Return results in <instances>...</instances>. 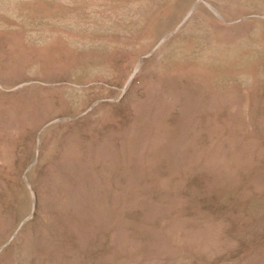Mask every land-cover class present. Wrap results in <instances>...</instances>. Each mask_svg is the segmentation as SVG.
<instances>
[{
    "label": "rangeland",
    "instance_id": "obj_1",
    "mask_svg": "<svg viewBox=\"0 0 264 264\" xmlns=\"http://www.w3.org/2000/svg\"><path fill=\"white\" fill-rule=\"evenodd\" d=\"M0 264H264V0H0Z\"/></svg>",
    "mask_w": 264,
    "mask_h": 264
},
{
    "label": "bare ground",
    "instance_id": "obj_2",
    "mask_svg": "<svg viewBox=\"0 0 264 264\" xmlns=\"http://www.w3.org/2000/svg\"><path fill=\"white\" fill-rule=\"evenodd\" d=\"M55 36H56V35H55ZM61 36H62V35H61ZM63 36H64V35H63ZM77 37H78V36H76V38H75V37H74V38L77 39ZM195 38H196V37H195ZM52 39H53V38H52ZM64 39H65V37H64ZM79 39L81 40V38H79ZM79 39H77V40H79ZM58 40H59V39H58ZM60 40H61V39H60ZM66 40H67V39H65V41H66ZM77 40H76V41H77ZM52 42H53V41H52ZM61 43H62V42H61ZM61 43H60V44H61ZM76 43H79V41H77ZM76 43H75V44H76ZM186 43H187V42H186ZM47 44H48V42H47ZM56 44H57V43H56ZM192 44H193V43H192ZM195 44H196V43H195ZM62 45H64V44H62ZM67 45H68V44H67ZM79 45H80V43H79ZM79 45H78V46H79ZM186 45H188V44H186ZM196 45H197V44H196ZM69 46H70V45H69ZM78 46L76 45V47H78ZM183 46H184V45H183ZM56 47H57V46H56ZM184 47H185V46H184ZM192 47H193V45H192ZM45 48H46V47H45ZM45 48H44V49H45ZM193 48H194V47H193ZM195 48H196V47H195ZM84 49H85V48H84ZM185 49H186V48H185ZM188 49H189V48H188ZM197 50H199V49H197ZM56 51H59V50H56ZM193 51H194V50H193ZM45 52H46V51H45ZM76 52H77V50L75 51V53H76ZM84 52H86V51H84ZM84 52H83V53H84ZM182 52H183V51H182ZM187 52H188V51H187ZM191 52H192V51H191ZM196 52H197V51H196ZM56 53H57V52H56ZM174 53H175V51H174ZM183 53H184V52H183ZM206 53H207V52H206ZM54 54H55V53H54ZM60 54H61V53H60ZM84 54H85V53H84ZM178 54H179V53H178ZM191 54H192V53H191ZM194 54H195V53H194ZM203 54H204V53H203ZM212 54H213V53H212ZM57 55H58V53H57ZM180 55H182V54H180ZM180 55H179V56H180ZM183 55H184V54H183ZM188 55H189V54H188ZM44 56H45V54H44ZM79 56H80V55H79ZM175 56H176V54H175ZM186 56H187V55H186ZM199 56H200V55H199ZM202 56H203V55H202ZM220 56H221V55H220ZM58 57H59V55H58ZM77 57H78V56H77ZM200 57H201V56H200ZM52 58H53V56H52ZM181 58L183 59V57H181ZM55 59H56V58H55ZM60 59H61V57H60ZM63 59H65V58H63ZM66 59H67V58H66ZM169 59H170V58H169ZM169 59H168V60H169ZM178 59H179V58H178ZM184 59H185V58H184ZM191 59H192V58H191ZM198 59H199V58H198ZM200 59H201V58H200ZM45 60H46V59H45ZM76 60H77V59H76ZM47 61H48V60H47ZM51 61H52V60H51ZM77 61H78V60H77ZM185 61H186V60H184L183 62L185 63ZM187 61H188V60H187ZM190 61H191V60H189V62H190ZM196 61H198V60H196ZM200 61H201V60H200ZM200 61H199V62H200ZM56 62H57V61H56ZM60 62H61V60H60ZM63 62H64V60H63ZM66 62H67V61H66ZM180 62H181V61H180ZM183 62H182V63H183ZM189 62H187V63H189ZM199 62H197L196 64L198 65ZM202 62H203V61H202ZM182 63H181V64H182ZM191 63H192V62H191ZM194 63H195V62H194ZM74 64H76V62H75ZM189 65H190V64H189ZM195 66H196V65H195ZM195 66H194V67H195ZM201 66H202V65H201ZM179 67H181V66H179ZM182 67H183V66H182ZM192 67H193V66H192ZM171 68H172V67H171ZM195 68H196V67H195ZM184 69H185V67H184ZM46 106H47V105H46ZM48 108H49V107H48Z\"/></svg>",
    "mask_w": 264,
    "mask_h": 264
}]
</instances>
